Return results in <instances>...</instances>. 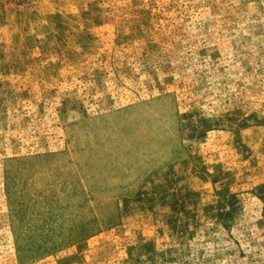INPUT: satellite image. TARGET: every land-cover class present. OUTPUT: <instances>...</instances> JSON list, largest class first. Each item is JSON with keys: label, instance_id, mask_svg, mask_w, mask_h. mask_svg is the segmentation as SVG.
<instances>
[{"label": "rangeland", "instance_id": "obj_1", "mask_svg": "<svg viewBox=\"0 0 264 264\" xmlns=\"http://www.w3.org/2000/svg\"><path fill=\"white\" fill-rule=\"evenodd\" d=\"M0 264H264V0H0Z\"/></svg>", "mask_w": 264, "mask_h": 264}]
</instances>
